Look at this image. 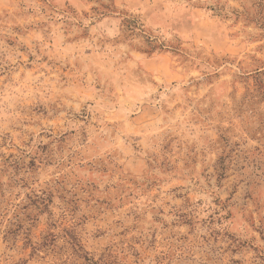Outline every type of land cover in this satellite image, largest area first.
I'll return each instance as SVG.
<instances>
[{
	"label": "rangeland",
	"instance_id": "obj_1",
	"mask_svg": "<svg viewBox=\"0 0 264 264\" xmlns=\"http://www.w3.org/2000/svg\"><path fill=\"white\" fill-rule=\"evenodd\" d=\"M0 264H264V0H0Z\"/></svg>",
	"mask_w": 264,
	"mask_h": 264
}]
</instances>
